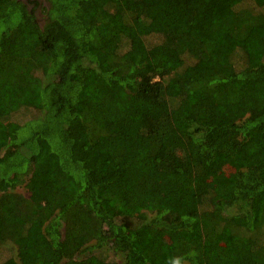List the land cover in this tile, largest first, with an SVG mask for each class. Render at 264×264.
<instances>
[{
	"label": "trees",
	"instance_id": "16d2710c",
	"mask_svg": "<svg viewBox=\"0 0 264 264\" xmlns=\"http://www.w3.org/2000/svg\"><path fill=\"white\" fill-rule=\"evenodd\" d=\"M46 1L0 0V264H264V0Z\"/></svg>",
	"mask_w": 264,
	"mask_h": 264
},
{
	"label": "rangeland",
	"instance_id": "374dc122",
	"mask_svg": "<svg viewBox=\"0 0 264 264\" xmlns=\"http://www.w3.org/2000/svg\"><path fill=\"white\" fill-rule=\"evenodd\" d=\"M23 2H28V0H22ZM42 3L38 6H34V4H29L28 8L32 9L33 14L35 15V18L37 22L40 24H43L45 19V10L44 7L48 5V2L46 0H40ZM156 38L150 37L148 41L155 40ZM22 186H19L17 190L22 191ZM16 246L12 243H5L0 244V261L4 260V258L9 257L17 259L16 257Z\"/></svg>",
	"mask_w": 264,
	"mask_h": 264
}]
</instances>
